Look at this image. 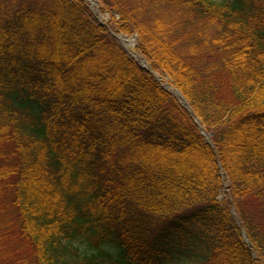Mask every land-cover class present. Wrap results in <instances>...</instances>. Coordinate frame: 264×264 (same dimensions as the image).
Here are the masks:
<instances>
[{"label":"trees","instance_id":"trees-1","mask_svg":"<svg viewBox=\"0 0 264 264\" xmlns=\"http://www.w3.org/2000/svg\"><path fill=\"white\" fill-rule=\"evenodd\" d=\"M96 1L0 2V264H264V0Z\"/></svg>","mask_w":264,"mask_h":264},{"label":"water","instance_id":"water-1","mask_svg":"<svg viewBox=\"0 0 264 264\" xmlns=\"http://www.w3.org/2000/svg\"><path fill=\"white\" fill-rule=\"evenodd\" d=\"M85 1H87L90 4L91 8H93V6H94L93 5V2H94L93 0H85ZM116 39L119 41L120 44L123 45V40L125 39L124 37H116ZM128 48H129L130 53L134 55V58H137L138 55H136L134 48L132 46H129ZM141 62L143 64V68L147 69V67H148L147 62L145 60H143V59L141 60ZM154 77H155V79L159 78L156 74L154 75ZM165 88H166V90L169 93H171L177 99L179 105L182 108H184L189 114H191V109H190L189 105L187 104L186 100L182 97V95L178 91L174 90L172 87H170L168 85H166ZM194 122H195L196 126L198 127V129L200 130V132H201L202 136L204 137V139L206 140V142L211 146L210 136L200 126V123H199V121L196 118H195ZM232 214L235 217V214L233 212H232ZM242 236H243V240L246 243L247 247L250 249V247H251L250 243H249V241H248V239L246 237V234L244 232H243Z\"/></svg>","mask_w":264,"mask_h":264},{"label":"rangeland","instance_id":"rangeland-1","mask_svg":"<svg viewBox=\"0 0 264 264\" xmlns=\"http://www.w3.org/2000/svg\"><path fill=\"white\" fill-rule=\"evenodd\" d=\"M3 1H5V0H0V2H3ZM11 1H14V2H16V3H26V2H29V1H35V0H11ZM93 9L96 10V11H98V9H97V5H95V6L93 7ZM115 17H116V18H119L118 15H116ZM99 19H100V21H102V22H109V20H110V16H109L108 13H107V14L105 13L104 15H101V14H100ZM131 37H132V36L128 37V38L126 39V42L131 43V42L133 41V39H132ZM225 192H226V191H225ZM221 199H222V197H221ZM235 218H236V214H235Z\"/></svg>","mask_w":264,"mask_h":264}]
</instances>
